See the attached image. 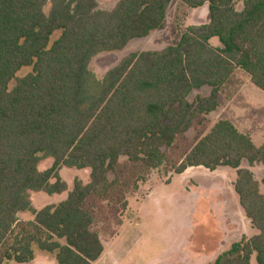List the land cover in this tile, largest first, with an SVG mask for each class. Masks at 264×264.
<instances>
[{
  "label": "trees",
  "instance_id": "16d2710c",
  "mask_svg": "<svg viewBox=\"0 0 264 264\" xmlns=\"http://www.w3.org/2000/svg\"><path fill=\"white\" fill-rule=\"evenodd\" d=\"M170 2L118 0L100 9L97 0H50L45 12L46 0H0V264L32 260L33 246L57 264H92L104 247L88 199L123 198L120 165L137 167L141 180L165 162L163 148L217 107L236 69L264 91V0H244L240 10L235 0H179L189 9L207 3L208 21L187 25L162 49L127 54L98 78L91 59L161 29ZM24 66L31 70L16 76ZM204 86L207 95L188 99ZM42 156L53 162L40 170ZM242 160L264 164V142L255 146L218 119L172 164L175 173L235 169L238 204L257 232L212 264H249L252 256L264 264V195ZM62 166L88 169L89 181L75 177L68 190ZM31 191L67 195L36 208Z\"/></svg>",
  "mask_w": 264,
  "mask_h": 264
},
{
  "label": "rangeland",
  "instance_id": "374dc122",
  "mask_svg": "<svg viewBox=\"0 0 264 264\" xmlns=\"http://www.w3.org/2000/svg\"><path fill=\"white\" fill-rule=\"evenodd\" d=\"M118 0H97L100 9H111ZM244 0H235L240 10ZM50 0H46L44 11L48 12ZM208 21L207 3L196 9L185 8L179 0H171L166 11L165 25L141 38L131 39L117 51L96 54L89 68L98 78L130 53L143 50H159L178 39L187 25ZM52 34L50 41L58 37ZM211 44L220 45L216 37ZM31 70L24 66L16 76H23ZM15 80L10 81L9 86ZM209 92L206 86L192 90L188 99ZM217 107L206 115L198 117L193 126L177 135L170 147L163 148L166 161L150 169L140 180L138 169L132 166L118 170L121 181L119 201L116 193L98 199L90 197L89 206L94 214L92 229L98 232L103 243L102 264H212L221 252L232 242L248 238L257 230L244 217L236 200L232 197L231 181L236 177L234 168L217 167L213 170L203 166L186 168L175 173L172 164L202 134L206 133L218 119H228L236 129L249 135L255 146L264 142V91L255 86L249 76L235 70L229 81L218 92ZM121 159L120 162H123ZM52 157L42 156L38 168L51 166ZM246 160L241 166L249 167ZM260 189L264 195V171L254 167ZM59 175L67 182L68 190L75 177L84 183L89 181L88 169L62 166ZM109 178L113 177L110 172ZM67 191L59 194L30 192L32 204L40 208L63 200ZM18 218L31 219L30 212L18 213ZM34 252L49 253L33 246ZM53 256V255H49ZM54 264H56L55 259ZM249 264H255L252 256Z\"/></svg>",
  "mask_w": 264,
  "mask_h": 264
},
{
  "label": "crops",
  "instance_id": "0c3cea01",
  "mask_svg": "<svg viewBox=\"0 0 264 264\" xmlns=\"http://www.w3.org/2000/svg\"><path fill=\"white\" fill-rule=\"evenodd\" d=\"M194 9H196V8H193V10ZM214 45V44H213ZM215 46H217L216 44H215ZM236 70H240V69H236ZM241 72H243L242 70H240ZM243 73H245V72H243ZM246 74V73H245ZM261 167V171H264V164H261V163H254V164H251V165H249V167H247V168H249L251 171H252V173H253V175H254V177H255V179L256 180H258V178L256 177V170L254 169V167ZM235 180V179H234ZM234 180L232 179V181H231V189H233V191H234V188H233V182H234ZM258 182H259V180H258ZM68 185V184H67ZM259 187H260V182H259ZM260 191H261V189H260ZM34 192V191H33ZM235 192V191H234ZM263 194V193H262ZM231 195H232V197L236 200V202H237V205H238V207H239V209L241 210V208H240V206H239V204H238V197H235V195L233 194V192L231 191ZM236 196H237V194H236ZM30 199H31V196H30ZM32 201V200H31ZM46 205V204H45ZM44 206V205H43ZM242 211V210H241ZM20 213H22V212H20ZM242 213H243V211H242ZM243 215H244V213H243ZM244 217H245V215H244ZM246 218V217H245ZM247 219V218H246ZM248 220V219H247ZM249 221V220H248ZM255 234V233H254ZM253 235V234H252ZM105 249V248H104ZM104 249H103V251H102V253H101V255L98 257V259H96L94 262H92V264H102V263H100V261H101V258L103 257V252H104ZM49 255H52V254H49ZM49 255H44V254H39V255H37L35 252H34V258L32 259V260H30V261H27V262H22V263H14V262H9V263H2V264H54V260H52V259H54V257L53 256H49ZM56 261V260H55ZM57 264V263H56Z\"/></svg>",
  "mask_w": 264,
  "mask_h": 264
}]
</instances>
